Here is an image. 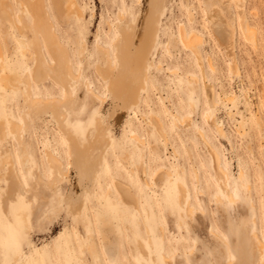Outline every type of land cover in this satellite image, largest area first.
I'll list each match as a JSON object with an SVG mask.
<instances>
[{"label": "rangeland", "instance_id": "374dc122", "mask_svg": "<svg viewBox=\"0 0 264 264\" xmlns=\"http://www.w3.org/2000/svg\"><path fill=\"white\" fill-rule=\"evenodd\" d=\"M2 1L8 2L14 14L21 10L17 0ZM44 1L61 42L70 52L73 72L80 73L76 83L70 82L75 96L66 108L41 107L25 115L23 84H16L11 91L0 85V122L12 119L21 125L28 166L36 165L44 180L50 178L45 148L62 161L66 175L53 190L37 184L32 209L24 190H15L12 200H7V167L0 160V264H167L164 257L168 264L264 262V248L258 250L259 240L264 244V0H239L238 4L228 0L220 6L215 0H167L157 45L150 54L154 66L149 70L146 89L140 93L141 101L113 119L109 118L112 94L106 85L117 76L118 68L108 72L107 61L95 44L99 41L111 46L122 0H74L83 10L81 20L72 12L58 16L53 0ZM124 3L132 15L120 23L119 33L121 37L126 34L139 15V45L148 0ZM214 11L223 21L216 25L225 23L237 32L232 50L217 39L212 20L206 16ZM239 11L255 31L253 44L239 30ZM189 13L193 20H189ZM31 23L27 14L19 34L0 7V75L6 72L23 77L31 73L33 60L22 55L14 39L18 34L29 42ZM180 25L204 40L201 56L205 82L194 56L177 40ZM39 43L50 63L47 48L41 39ZM110 50L112 53V46ZM231 51L237 69L234 73L228 70ZM173 70L177 74H171ZM189 75L199 76L200 81L188 84ZM31 84L39 97L62 94V88L50 80ZM88 86L105 98L100 110L99 101L86 91ZM206 96H214L216 105L210 108ZM190 102L194 104L189 107ZM167 112L190 118L185 125H174ZM60 113L65 114L63 118ZM151 114L161 120L164 137L150 123ZM207 114L210 121L205 118ZM212 121L223 128L224 136L217 133ZM105 125L111 131L101 139L98 130ZM131 134L148 144L138 147ZM5 135L0 151H8L26 186L33 181L31 173L21 174L15 136L8 128ZM212 148L228 172L234 203L228 202L219 189L222 182L212 168ZM85 155L87 168L77 167L76 160L82 161ZM161 167L170 175L153 179ZM87 169L93 181L86 178L83 185L80 179ZM113 184L117 188L128 185L138 205L124 206L116 199L119 194ZM177 184L186 190L187 202L194 209L191 217L178 203ZM107 189L111 191L108 196L104 194ZM71 195L78 198L76 203H71ZM217 196L222 202L216 201ZM6 201L8 211L4 213L1 205ZM84 216L86 221L81 222ZM89 232L93 235L90 240ZM90 242L93 244L88 247ZM13 253L19 257L16 263L10 257Z\"/></svg>", "mask_w": 264, "mask_h": 264}, {"label": "bare ground", "instance_id": "6f19581e", "mask_svg": "<svg viewBox=\"0 0 264 264\" xmlns=\"http://www.w3.org/2000/svg\"><path fill=\"white\" fill-rule=\"evenodd\" d=\"M61 1L62 0H53L54 6L57 9L58 16H62L63 13L66 14L65 12L67 13L72 12V14H74L78 19L81 20L83 18V10L78 7V5L74 0H64L65 1L64 5L63 3H61ZM215 1H217V5L220 6L219 4L228 0H215ZM229 1L230 2L232 1L235 4H238L240 2L239 0H229ZM17 2L20 4L21 7V10L17 14H14L12 12V10L8 6V2L6 1L0 2V7L3 11H5L11 24L14 26V28H16L19 34H22L25 28L26 15L27 14L30 15L32 19V23L28 26H29V31L31 33V39L29 40V42H26L24 38L18 34L14 36V39L15 42L17 43L18 48L22 52V55L24 57L28 56L33 60V67L31 73L30 74L27 73L23 77L10 75L9 73L3 72L0 75V85L3 88V90L11 91L16 84L18 83L23 84L22 91H23L24 101L26 104V108L24 110L25 115H27L29 111L41 107L66 108L67 103L71 101L75 96V94L72 92V85H70V82L76 83L77 80L79 79L80 73L75 74L73 72V65L71 61L70 52L68 51L66 46L61 42L60 36L56 32L53 19L46 7L45 1L17 0ZM137 2L138 4H141V0H137ZM166 4H167V0H148L149 8L148 11L146 12L147 13L146 18L143 21L144 22L143 27H141L142 36L141 39L138 38L140 39L139 45H136L137 37H138L136 36L137 35L136 23L139 20L138 19L139 15L135 16L134 18L135 22L130 26L126 34H124L121 37L119 33L120 25H121L120 23L123 20H125L127 17L132 15L130 10L126 7L124 0H122L121 11H119L117 14V23L115 26L117 29V34L113 37L111 41L113 52L111 53L110 50L111 46H104L100 44L99 41H97L95 44L98 50L104 56L105 60L107 61L108 72L113 73L118 68L117 76L113 79V81L110 84L106 85L107 92L112 94V102H113L112 110L111 113L109 114L110 119L116 118L120 114H125L126 111L128 110L130 111L132 107L139 104L141 101L140 93L146 89L147 84L149 82V77H148L149 70L151 67L154 66L152 61H150V54L152 49H154V47L157 45V34L159 30L158 26L160 23L161 14L163 10L166 8ZM241 10L243 11V9ZM242 11H239L237 13L238 27L244 39L252 42L253 44V42L256 41L255 31L253 28L249 26L248 21L243 13L244 11L243 12ZM188 16H189V20H193L192 14L189 13ZM206 16L208 18L210 17V21L212 20V26L214 32L218 36L217 39L218 40L220 39L222 42L228 43L230 50H232L234 48V42H235L234 40L237 39L235 38L237 32H234V30H232V28H230L225 23L224 26L216 25V22L218 24L219 22H223L218 12L214 11L211 16H209L206 13ZM213 29L211 30L213 31ZM39 39L42 40L43 44L45 45V47L47 48L50 54L51 57L50 63H48L45 60L41 52ZM177 40L185 48L190 50V52L194 56L199 66L201 79L202 80L206 79V77L204 76V67L202 61L203 59L201 56V49L204 40L202 39L201 35H199L196 32H188L184 25H180L177 29ZM83 48L84 47H82L81 52L83 51ZM27 53H29V55H27ZM229 56L231 62L228 65V70L230 73H234L236 72L237 69L235 66L236 63L234 62L235 65L233 64L234 55L232 51L229 53ZM208 66L210 69H212L213 67L210 61H208ZM171 74H177V71L173 70L171 71ZM200 77L197 75H189L187 77L188 84H196L197 82L200 81ZM46 80H50L62 88V94L59 97H52V96L39 97L34 93V89L31 82H34L35 84H42ZM86 91L90 94L92 98L99 101L100 104L98 109L100 110V108L104 104L105 98H102L94 90L89 88V86L86 87ZM206 100L209 103L210 108L216 105L214 101V96L213 99L211 97L208 98L206 96ZM231 100L232 98H229V101ZM191 104L194 103L190 102L189 107ZM167 113L174 125H177L179 123L185 125L187 123L188 118H190L188 117L187 114L180 115L178 113H172V112H167ZM25 115L23 117H25ZM64 115H65L64 113H60L61 118H63ZM125 118L122 120L123 122L122 124H124ZM205 118L207 121H210V115L207 114ZM149 119H150V123L153 124L156 131L162 137H164L165 135L163 132L162 123L161 120L158 118V116L151 114L149 116ZM212 123L217 133L220 136H224L225 133L223 128L220 125L215 124L213 121ZM120 127L122 128V126ZM6 128H8L9 131L15 136L17 142L16 155L19 165L18 169H20L21 174H23L24 176L27 175L28 173H31L30 176L31 179L33 180L32 182H30V184L28 183L26 186L23 185L19 179L20 177L18 175L17 166L12 161L11 156L8 154V151H0L1 163L5 164L7 167V172L5 173L9 186V190L7 192V196H8L7 200L8 201L12 200V195L15 190H19V191L24 190L28 194L27 200L30 203L31 208L35 209L33 197L38 193L36 189L37 184L39 185L40 183H42L45 186H47L49 190H53L62 184L66 175L62 167L63 166L62 161L56 156H54V154L48 148H45V160L49 165L50 178L48 180H44L41 177L40 172L38 171V167L36 165H32L30 167L28 166L30 159L27 155V151L24 147L23 139L21 138L20 135L21 125L17 121L12 119L8 120L7 123L5 121H1L0 143H2L3 139L6 136L5 135ZM110 131H111L110 128L107 125H105L104 127H101L98 130L97 136L103 139ZM199 132L202 134L201 131ZM131 139L137 144L138 147L146 146L148 144V143L146 144L145 140L139 137L137 134H131ZM111 142H112V137H110L109 144H111ZM69 147H70L69 159H70V165H72L73 164V159L71 156L72 146L70 143H69ZM211 150H212V154L210 156L212 160V168L214 174L222 182L221 186L218 187L221 193L226 197L228 202L234 203L235 197L233 196V194L231 193L228 187V178H229L228 172L222 165V160L220 155L215 151L214 148H212ZM87 163H88V157L86 155L84 156L82 161L81 159L76 160V166L83 169L87 168L86 166ZM145 169L146 167L143 166L142 171L144 174H145ZM86 171L87 172L85 176L82 179H80L81 184H83L86 178H90V180L92 178V173L88 169ZM168 175H170V172L167 169L161 167L155 171V173L153 174V179L159 177H165ZM242 175L243 173L240 172L239 178H241ZM115 181L116 180H113V182ZM79 184L78 186L81 185ZM122 185L123 187L117 188L113 184V188L119 194V197H117L116 199H119V201H121L124 206L138 205L137 197L134 195L131 188L126 184H122ZM177 188H178V196H177L178 203L180 206L185 207V214L188 217H191L192 214H194V209L187 202L186 190L180 184H177ZM110 192L111 191L107 189L104 194L108 196ZM215 199L217 202H222V198L220 196H217ZM70 200L71 203H76L78 201V198L75 199L73 198V195H71ZM7 207H8V202L7 201L6 203L3 202V204L1 205V209L3 210L4 213H7L6 212V210L8 209ZM21 219L22 221L26 220L25 216H21ZM84 221H86L85 216L83 217L81 222ZM253 235L259 240L257 233L255 234L253 233ZM91 238H93V235L91 232H89L87 234V239L90 240ZM92 244L93 242H90L89 246L88 245L87 246L91 247ZM262 248H264V244L259 240L258 250L262 252ZM10 257L12 258L13 263H16L19 259V257H17L15 253H13ZM164 261L167 264L169 262V260L166 259L165 257H164ZM260 264H264V262H261Z\"/></svg>", "mask_w": 264, "mask_h": 264}, {"label": "crops", "instance_id": "0c3cea01", "mask_svg": "<svg viewBox=\"0 0 264 264\" xmlns=\"http://www.w3.org/2000/svg\"><path fill=\"white\" fill-rule=\"evenodd\" d=\"M195 264V262H190ZM206 264H227V262H205ZM235 264H255L254 262H235Z\"/></svg>", "mask_w": 264, "mask_h": 264}]
</instances>
